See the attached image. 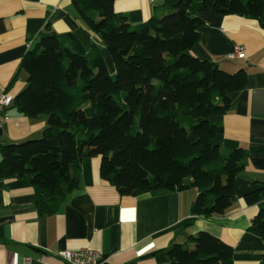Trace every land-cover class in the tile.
Masks as SVG:
<instances>
[{"label":"trees","instance_id":"1","mask_svg":"<svg viewBox=\"0 0 264 264\" xmlns=\"http://www.w3.org/2000/svg\"><path fill=\"white\" fill-rule=\"evenodd\" d=\"M159 1L134 25L113 0H72L86 33L101 39L114 77L98 45L86 50L49 26L24 54L26 86L11 106L28 118L45 116L46 126L40 139L1 144L0 166L5 179L30 184L38 216L55 214L80 189L85 158L99 159L100 179L121 197L195 189L190 214L204 218L234 206L247 152L216 143L223 130L217 119L248 75L191 50L204 24L198 14L240 16L264 30V0ZM243 199L258 208L248 231L264 243V182ZM167 256L171 264H234L233 248L206 232L172 245Z\"/></svg>","mask_w":264,"mask_h":264},{"label":"crops","instance_id":"2","mask_svg":"<svg viewBox=\"0 0 264 264\" xmlns=\"http://www.w3.org/2000/svg\"><path fill=\"white\" fill-rule=\"evenodd\" d=\"M159 3L113 0L115 12L134 25L146 21ZM198 17L204 24L192 56L226 72L243 70L248 75L245 88L230 95L229 111L217 119L223 130L216 143L247 152L235 183L234 206L223 216L204 218L190 214L195 189L121 197L100 179L99 159L85 158L80 189L55 214L40 217L30 184L5 179L0 166V264H64L60 253L79 249L98 252L97 264H171L169 248L199 232L231 246L234 264H259L264 243L248 231L258 208L246 205L243 197L264 182V30L256 21L235 15L205 12ZM46 26L57 35L73 34L86 50L98 45L113 73L101 39L86 33L72 0H0V95L14 98L24 89L20 62ZM234 46L244 49L243 60L227 58ZM4 114L8 120L0 125V145L38 138L46 126L45 116L28 118L12 106Z\"/></svg>","mask_w":264,"mask_h":264},{"label":"built area","instance_id":"3","mask_svg":"<svg viewBox=\"0 0 264 264\" xmlns=\"http://www.w3.org/2000/svg\"><path fill=\"white\" fill-rule=\"evenodd\" d=\"M154 3L155 0H148ZM230 60H243L245 58L244 49L240 46H234L230 54L227 56ZM13 102V98L9 94L0 95V125L8 120L4 114ZM64 264H97L99 253L90 249L65 250L60 253Z\"/></svg>","mask_w":264,"mask_h":264},{"label":"rangeland","instance_id":"4","mask_svg":"<svg viewBox=\"0 0 264 264\" xmlns=\"http://www.w3.org/2000/svg\"><path fill=\"white\" fill-rule=\"evenodd\" d=\"M106 53H107V51H105ZM106 53H104V54H106ZM106 55H108V54H106ZM112 77H114V73H112ZM42 137V135L41 136H39L38 138H33V139H30V140H37V139H40Z\"/></svg>","mask_w":264,"mask_h":264}]
</instances>
